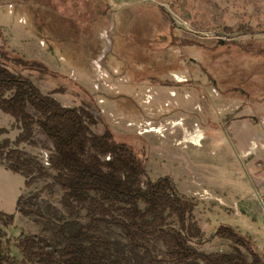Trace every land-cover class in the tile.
I'll use <instances>...</instances> for the list:
<instances>
[{"label": "rangeland", "instance_id": "rangeland-1", "mask_svg": "<svg viewBox=\"0 0 264 264\" xmlns=\"http://www.w3.org/2000/svg\"><path fill=\"white\" fill-rule=\"evenodd\" d=\"M0 39L53 72H23L44 93L66 107H90L101 119L95 132L108 126L144 159L152 179L171 176L196 200L205 237L223 223L249 236L256 232L253 219L221 208L243 205L254 187L220 123L253 114L264 131V0H0ZM0 127L7 130L2 138L14 141L20 134L16 121L2 118ZM199 133V145L187 140ZM35 138L38 146L22 147L49 168L47 141ZM6 171L0 168V211L15 214L3 229L21 261L17 238L38 234L42 226L17 212L25 179ZM51 182L26 187L23 196L38 195L46 215L67 218L63 191L48 188ZM99 235L126 242L115 226H102ZM197 247L232 250L220 238Z\"/></svg>", "mask_w": 264, "mask_h": 264}, {"label": "trees", "instance_id": "trees-1", "mask_svg": "<svg viewBox=\"0 0 264 264\" xmlns=\"http://www.w3.org/2000/svg\"><path fill=\"white\" fill-rule=\"evenodd\" d=\"M24 71L53 74L42 62L0 45V111L14 117L20 129L11 141L2 138L7 130L0 127V164L23 175L26 187L51 179L47 187L63 191L68 217H50L38 195H21L17 212L35 216L41 232L17 238L24 256L17 260L3 229L15 214L0 211V264H264V250L237 227L223 223L205 237L196 200L171 176L152 179L132 145L119 141L108 126L95 132L101 119L90 107L64 106ZM36 134L47 141L49 168L22 147L38 146ZM102 226L119 228L126 242L103 238ZM215 238L230 241L232 250L207 253L197 247Z\"/></svg>", "mask_w": 264, "mask_h": 264}, {"label": "crops", "instance_id": "crops-1", "mask_svg": "<svg viewBox=\"0 0 264 264\" xmlns=\"http://www.w3.org/2000/svg\"><path fill=\"white\" fill-rule=\"evenodd\" d=\"M9 8L11 9L12 5H9ZM2 43L3 41L0 39V45H2ZM1 112L2 111H0V113ZM233 116L234 119H232L228 125H225L223 122L218 123H220V126H223V131L227 132L226 139L228 143L237 152L236 158L239 162H242V168L246 174L249 175L246 177L245 181H247V179L250 181L253 180L254 191L249 194L243 205L237 203L234 205L224 204L225 207L221 208L225 209L227 212H234L237 215L244 213L245 217L249 220L253 219V224L256 225L257 229H255V233L252 232L249 234L252 236L257 245L264 250V131L262 129L259 130L256 127L257 125H262V121L257 122L251 119V117H254L253 114H234ZM2 118L11 122L16 121L15 118L9 114H0V119ZM220 128L222 129V127ZM220 128L218 127V133L221 130ZM238 134L240 135V137H238L239 140H245L246 145H243L240 141H238ZM228 156L230 157V154H228ZM2 167L5 166L0 164V168ZM5 174L9 178L14 177L11 170L6 171ZM24 181L26 182V179ZM25 182L20 191V196L23 195L24 190L26 189ZM196 193L197 192H194L192 195H196ZM210 197L212 196L208 194V197L206 198L210 199ZM245 217L242 220L243 223L246 222Z\"/></svg>", "mask_w": 264, "mask_h": 264}, {"label": "bare ground", "instance_id": "bare-ground-1", "mask_svg": "<svg viewBox=\"0 0 264 264\" xmlns=\"http://www.w3.org/2000/svg\"><path fill=\"white\" fill-rule=\"evenodd\" d=\"M159 130V129H158ZM161 131H162V129H161ZM185 131V130H184ZM197 133V132H196ZM164 135V134H163ZM186 136V135H185ZM191 136V135H190ZM188 137H189V135H188ZM187 138V137H186ZM190 138V137H189ZM201 134L199 133L198 135H196V136H193L191 139H187V140H190L192 143H194V144H197V145H199V143H200V141H201Z\"/></svg>", "mask_w": 264, "mask_h": 264}]
</instances>
